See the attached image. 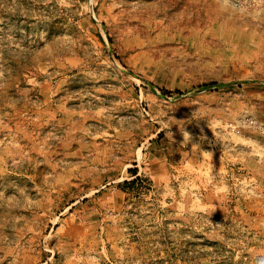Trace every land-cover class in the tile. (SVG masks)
<instances>
[{
    "label": "rangeland",
    "instance_id": "1",
    "mask_svg": "<svg viewBox=\"0 0 264 264\" xmlns=\"http://www.w3.org/2000/svg\"><path fill=\"white\" fill-rule=\"evenodd\" d=\"M0 264H264V0H0Z\"/></svg>",
    "mask_w": 264,
    "mask_h": 264
},
{
    "label": "trees",
    "instance_id": "2",
    "mask_svg": "<svg viewBox=\"0 0 264 264\" xmlns=\"http://www.w3.org/2000/svg\"><path fill=\"white\" fill-rule=\"evenodd\" d=\"M208 84L213 85V84H215V82L212 81V82H210ZM177 91H179V90H177ZM162 92L165 93V94L166 93H172L171 90H168L166 88H162ZM127 170H128V173L130 174V178L123 180V182H121V185H133V184H136L139 180L142 179V176L139 174L138 166L135 165L133 167H129Z\"/></svg>",
    "mask_w": 264,
    "mask_h": 264
}]
</instances>
